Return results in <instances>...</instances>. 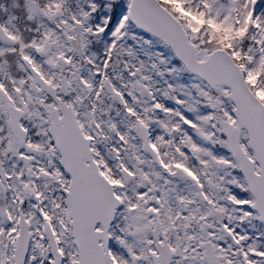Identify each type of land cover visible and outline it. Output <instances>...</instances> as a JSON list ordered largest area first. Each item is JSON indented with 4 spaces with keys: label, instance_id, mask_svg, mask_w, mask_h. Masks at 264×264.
<instances>
[{
    "label": "snow or ice",
    "instance_id": "6c2138e0",
    "mask_svg": "<svg viewBox=\"0 0 264 264\" xmlns=\"http://www.w3.org/2000/svg\"><path fill=\"white\" fill-rule=\"evenodd\" d=\"M0 264H264V0H0Z\"/></svg>",
    "mask_w": 264,
    "mask_h": 264
}]
</instances>
